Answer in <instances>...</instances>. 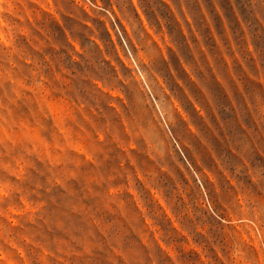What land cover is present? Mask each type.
<instances>
[{
	"label": "rangeland",
	"instance_id": "rangeland-1",
	"mask_svg": "<svg viewBox=\"0 0 264 264\" xmlns=\"http://www.w3.org/2000/svg\"><path fill=\"white\" fill-rule=\"evenodd\" d=\"M0 264H264V0H0Z\"/></svg>",
	"mask_w": 264,
	"mask_h": 264
}]
</instances>
